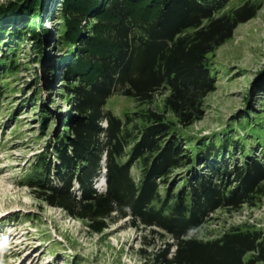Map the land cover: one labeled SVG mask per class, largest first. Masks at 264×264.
<instances>
[{
	"label": "trees",
	"instance_id": "1",
	"mask_svg": "<svg viewBox=\"0 0 264 264\" xmlns=\"http://www.w3.org/2000/svg\"><path fill=\"white\" fill-rule=\"evenodd\" d=\"M65 3L58 40L72 55H60L58 67L70 109L22 182L38 200L82 219L92 232L130 217L153 237L169 236L160 250L148 253L154 240L140 247L155 264L264 261L262 228L246 224L214 237L202 233L217 209L235 211L264 195V112L246 111L208 138L189 135L185 127L201 117L216 88L220 66L212 64V53L260 4L244 0L226 10L229 0ZM2 41L8 47L0 53V103L9 91L7 78L20 70L19 43ZM157 93L164 94L162 109L140 106L120 115L108 105L115 94L145 104ZM102 176L100 190L95 183Z\"/></svg>",
	"mask_w": 264,
	"mask_h": 264
},
{
	"label": "rangeland",
	"instance_id": "2",
	"mask_svg": "<svg viewBox=\"0 0 264 264\" xmlns=\"http://www.w3.org/2000/svg\"><path fill=\"white\" fill-rule=\"evenodd\" d=\"M243 1L229 0L226 10ZM252 1L260 4L256 15L240 23L232 38L212 53V64L220 66L214 73L216 88L207 94L201 117L185 126L189 135L208 138L246 111L264 112V0ZM0 7V37L16 40L12 45L19 43L15 55L20 60V70L7 78L9 91L0 103V264H75L77 258L79 264H155L139 249L144 241L154 240L148 253L160 250L172 240L169 236L153 237L149 228L135 226L130 217L111 223L102 233L92 232L82 219L38 200L22 182L35 155L63 127L64 113L70 109L61 94L63 68L58 67L60 55H72L71 47L58 40L67 5L65 0H0ZM7 47L0 42V53ZM162 95L140 104L131 96L115 94L108 105L120 115L140 106L162 109ZM166 116L175 119L171 113ZM132 171L137 175L140 167L135 165ZM97 185L100 190L105 187L101 180ZM246 224L264 230V195L235 211L217 209L202 233L214 237Z\"/></svg>",
	"mask_w": 264,
	"mask_h": 264
}]
</instances>
